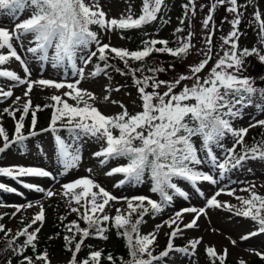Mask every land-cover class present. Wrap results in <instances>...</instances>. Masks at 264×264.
<instances>
[{"label":"snow or ice","instance_id":"snow-or-ice-1","mask_svg":"<svg viewBox=\"0 0 264 264\" xmlns=\"http://www.w3.org/2000/svg\"><path fill=\"white\" fill-rule=\"evenodd\" d=\"M224 5H227L225 8L227 12L234 14V18L229 21L231 31L221 38L223 55L216 53L218 58L208 75L202 78L199 74L213 59L212 31H209L206 37L207 50L203 53L204 58L195 65H190L186 74L178 75L173 81H165L158 78L159 74L169 69L174 70V64L167 67L146 66L143 62L152 53H166L177 59L188 55L192 48V33L189 32L186 37L180 38L175 48L168 46V40L150 38L141 42V48L128 50L112 46L110 42H103L98 33L90 28L92 25H97L105 35L115 31L139 29L158 19V15L165 7V0H142L140 15H134L129 5L127 13L121 14L118 18L109 17L104 11L102 0H0V13H6L9 16L15 17L26 8L33 9L27 19L15 23L11 29L0 26V79L11 82L7 90L0 87V102L13 97L14 87L26 85L23 93L25 102L20 105L22 97L17 96L12 105L4 108L3 113H0V116L7 114L15 121L11 136L0 125V142H2L0 155L13 148L21 153L26 152L29 150L26 142L30 138L37 137L41 132H50L55 134L52 151L56 162L63 168V171L59 173L63 176L77 168L82 160L80 149L82 137L102 140L104 146L93 153L94 157L102 158L100 159L102 165L121 158L127 160L126 164L117 163L105 173L109 177L122 175L123 178L114 186L142 184L145 173H148L151 180L150 192L159 197L158 200L144 195L117 197L90 177L65 182L61 184L60 192L46 190L24 178L55 180L56 175L52 170L38 166H0V177L16 181L23 188L44 193L48 198L62 194L70 204L75 203L76 206L70 207V211L76 213L78 219L64 226L69 233L63 237L65 247L72 253L68 264H101L103 255L101 250L90 251L83 260L78 259V253L84 241L91 236L107 240L106 233L109 231V225L116 229L117 235L126 241L131 259L122 264H158L172 251L185 254L191 251L194 254L202 243V237L189 240L187 246L183 248L175 247L174 240L182 235L185 229L198 228L199 219L207 216V210L213 208H228L236 216L249 218L255 222V230L243 235L242 240L264 233V196L253 191L255 185L241 189V191H247L249 197H236L240 201V207L217 199L224 191L223 189L208 196L198 186L203 182L211 185L218 183L210 174L211 169L201 170L206 162L211 164L212 168L218 169L220 177L223 178L232 169L242 167L247 160H264V143L247 147L244 144V137L248 129H237L232 123L241 115V108L252 104V97L256 94H259L262 101L257 107L264 111V89H257L251 77L242 75L246 67L245 59L248 56L256 55L259 61L264 63V54H261L257 48H239L238 40L241 33L238 26L243 13L240 11L242 6L238 0H214L202 22L203 27H209L213 21V12ZM253 16L258 23L261 42L264 43L262 14L255 11ZM180 23L183 24L184 20L182 19ZM183 31L181 27L175 29V33ZM29 35L32 37L29 41L31 46L25 49L26 53L31 54L41 64L50 62L53 68H71V74L78 76L79 79L72 82H56L51 79L31 80L28 61L19 54L16 46L18 44L20 48H23L24 38ZM223 45L228 47L223 48ZM50 50L51 55H49ZM93 58L98 63L95 64L94 70L88 73V77L92 78L109 75L108 70L113 67L109 63L110 59L119 60L124 64V69L116 68L115 71L125 76L131 74L141 100V111L129 114L125 105L118 101H111L122 111L107 116L90 103L97 97L79 85L86 78L85 68L93 62ZM13 59L23 67V77L14 70L3 67ZM77 61L84 67H79ZM130 61L141 62V66L132 68ZM145 71L150 75H143ZM137 73L141 75L137 76ZM185 81H191L190 86L184 84L181 90L176 92L175 89ZM34 85L57 90L66 88L68 91H65L63 96L75 102V104L69 103L60 95L51 96L50 100L53 103L43 106V108H52L50 121L48 127L40 129L39 132L36 130L37 112L43 108L40 105L33 107L31 100L27 99ZM162 86L166 88L163 93L159 91ZM105 91H108L107 87ZM103 99L109 101L110 96L105 95ZM17 105L19 106L16 107ZM17 113H19L18 118ZM29 113L31 122L25 132V119ZM257 125L264 126V120H259L249 127ZM61 129L68 131L67 140L58 134ZM114 130L118 132V135L114 134ZM228 135L234 137L235 142L230 148L225 149V155L221 159L215 154L213 146L224 148L222 141ZM197 137L201 140L199 147L194 140ZM237 145L241 146L239 153L236 151ZM201 152L204 153L203 157L200 155ZM87 171L91 173L92 170ZM177 180L188 182L191 189L203 197L204 206L182 207L162 224L156 225L153 231L142 234L140 226L146 223L145 216L160 214L165 207L172 205L174 197L189 199V192L182 190L175 182ZM0 190L22 194L17 188L3 182H0ZM227 194L232 196L235 190H230ZM120 201L126 203V209L115 208V215H111L110 202ZM32 206V203L16 206V211H21L22 207ZM185 214H191V220L186 222ZM133 216L136 217L134 221ZM81 220L86 227L81 228L79 223ZM44 221L45 211L43 206H40L39 212L34 215L31 222L17 230L9 239V247H12L19 237H25L23 245L14 248L13 251L23 254L24 249L30 247L34 253V256L24 255L20 264H38L41 261L44 264H50L48 253L37 251L36 241L41 228L33 229V225L38 223L42 225ZM163 226H167L171 231L167 233L169 239L165 250L156 256L153 255L152 249L157 241L156 232ZM29 229L33 230L29 231ZM0 232L9 236L11 230H5L0 224ZM232 243L235 245L236 241L233 240ZM205 252L210 258V264H216L217 261L219 264H225L228 254L226 248L222 253H218L214 246H206ZM256 255L264 258V254L260 252H256ZM104 258L110 264H115L111 254ZM240 264H244V261L241 260Z\"/></svg>","mask_w":264,"mask_h":264},{"label":"rangeland","instance_id":"rangeland-1","mask_svg":"<svg viewBox=\"0 0 264 264\" xmlns=\"http://www.w3.org/2000/svg\"><path fill=\"white\" fill-rule=\"evenodd\" d=\"M188 3L189 7L186 8L182 15L183 4ZM214 0H165V7L162 12L158 15V19L150 24H146L139 29H130L123 31H115L108 35H105L103 30H101L97 25L90 26L92 31H95L100 36L103 42H110L112 46L125 48V49H136L142 47V41L156 38L165 39L169 42L177 39L179 33H175V29L181 26L180 21L183 19L185 21L184 26V37L190 32L192 33L191 43L192 48L188 55L177 59V60H167V61H157L152 60L150 66H162L167 67L168 65L174 64L175 68L169 69L168 71L159 74L158 78L165 81H173L178 75L186 74L187 69L190 65H195L200 60L204 58L203 53L207 50L206 37L209 31L213 32L212 36V51L213 59L209 61L206 68L199 74L202 78L208 75L209 70L218 58L216 53L220 56L223 55L222 51V37L226 36L231 31V21L234 18V14L229 13L225 10L227 5L218 7L213 12V21L209 24L208 28L203 27V20L209 12ZM104 11L108 13L109 17H119L121 14H126L129 5H131L134 15H140V10L142 7V0H102ZM238 3L242 6L240 11L243 13L241 17V23L238 26L241 33L238 45L240 49L254 48V42L256 41V47L259 49L261 54H264V43L261 42V37L259 35L258 23L255 21L253 13L259 11L262 14V19H264V0H238ZM33 9L26 8L22 13L17 16H9L6 13H0V26L11 29L15 23H19L24 19H27ZM165 21H168L165 23ZM214 26V27H213ZM143 35L146 38L143 39ZM254 38V40H253ZM32 39L31 35L24 38L23 48H20L16 44L19 54L28 61V66L31 70V80L39 79H51L56 82H72L75 79H79L78 76H73L71 68H53L51 63L41 64L36 61L31 54L26 53L25 49L29 46V41ZM159 46V45H157ZM227 45H223V48H227ZM94 50V45L92 46ZM52 54L50 50L49 55ZM247 60L245 59V62ZM96 59L93 58V62L86 66L85 75L86 78L82 80L79 87L92 92L97 99L95 101H90L95 107H97L104 115L111 116L122 111V109L112 104L111 101H118L126 106L129 114H136L141 111V100L138 96L135 85L130 84L125 77L119 74L110 72L108 76H98V77H88V73L94 70ZM79 67H84L77 61ZM246 65V64H245ZM5 69L14 70L21 77L24 76L23 67L19 62L14 59L3 66ZM246 70V67H245ZM242 73L243 76H248V72ZM138 75V74H136ZM141 75V73H139ZM143 75H150L149 72L145 71ZM11 82L0 79V87L5 90L8 89ZM184 84H191V81L182 82V84L175 89L179 92ZM107 87L108 91H105ZM119 88V91L114 89ZM26 89V85L16 86L12 90L14 92L13 97L0 102V113H3V109L12 105L13 100L17 96L22 97L20 105L25 102L23 98V93ZM68 91V89L57 90L51 87H45L40 85H34L33 90L29 94L27 99H30L32 106L40 105L42 108L44 105H50L53 102L50 97L53 95H60L63 99L67 100L69 103L75 104L74 101L68 97H64L63 93ZM151 91V89H148ZM159 91L163 93L166 88L162 86ZM105 95L110 96L109 101H105L103 97ZM261 98L258 95L252 97V104L241 108V115L232 121L233 125L239 128L248 129L246 136L244 137V144L247 147H252L254 144L264 143V126L249 127L250 125L256 124L259 120H264V111H261L257 107L261 103ZM17 105L16 107H18ZM82 106V105H81ZM52 113V108H43V110L37 112V128L39 132L40 129L47 128L50 117ZM19 113H17V118ZM31 115L25 119V132H27V126L30 125ZM15 121L9 117L7 114L0 116V125H2L7 133L11 136L14 131ZM262 130L259 134L253 137L257 130ZM62 138L68 139L69 133L65 129H61L58 133ZM114 134L118 135V132L114 130ZM55 134L50 132H41L37 137L30 138L26 144L29 145V150L21 153L16 148L5 154L0 155V166H10V165H25V166H38L43 167L48 170H52L56 179L51 178H24L31 183L38 185L46 190H53L60 192L61 184L65 182L73 181L81 177H90L96 182L100 183L106 190H108L112 195L117 197H133L137 195L150 196L154 200H158L157 194L150 192L151 180L148 173H145L144 182L139 185L125 184L120 187H115L114 185L122 179V175L107 176L105 173L118 164H126L127 160L121 158L118 161H109L107 164L102 165L100 159L93 156L94 152H97L104 146V142L97 141L94 138L82 137L80 140V149L82 160L79 166L75 169L69 171L67 175L61 176L59 173L63 171L60 164L56 162V158L53 155V144H54ZM196 145L199 147L201 144L200 138H194ZM235 142V138L228 135L222 141L224 148L214 147L215 154L221 159L225 155V149L230 148ZM2 143V142H0ZM237 153L241 151V146L237 145ZM47 155H46V154ZM200 155L203 157L204 153L201 152ZM91 169V173L87 170ZM211 169L210 174L218 181L216 185H211L207 182H203L198 185L202 188L203 192L211 196L215 192L223 189L224 191L217 199L221 202H227L230 205L240 207V201L236 197L248 198L249 193L247 191H241V189H246L255 185L253 191L258 195L264 196V160L254 159L247 160L243 163L242 167L232 169L227 172L223 178L219 175V170L212 168L211 164L207 163L201 167V170L208 171ZM58 170V171H57ZM0 182L5 183L8 186L15 187L18 189L21 195L16 193H8L0 190V224H2L5 230L10 229L11 235L14 236L17 230H20L29 224L36 213L39 212L40 206H43L45 211V221L44 223L33 225L35 227H40L41 230L38 233V240L36 241L37 246L41 243L53 242L52 252L48 254L50 264H68L71 259L72 254H68L66 251L65 242L63 237L69 233L65 230V225L73 220H77V214L70 211V207H75V203H69V200L65 198L62 194H58L55 197L48 198L44 193H38L26 188L21 187L16 181L9 178L0 177ZM182 190L189 192V199L185 200L182 197H174V201L171 206L165 207L164 210L158 215H148L144 219L145 224L140 226L142 234L153 231L156 225L162 224L164 220L173 216L174 213L180 210L182 207L204 206L205 201L198 193H195L191 189L190 185L186 181H175ZM235 190V194L230 196L227 194L228 191ZM28 203H32L33 206L22 207L21 211H16V206H24ZM112 208L109 209L111 215H115V208L126 209L127 205L125 202H110ZM15 213V215H13ZM63 218V219H62ZM191 214H185L184 220L187 222L191 220ZM80 226L86 227L84 222L79 221ZM198 228L185 229L182 235L178 236L174 240V244L181 242H188L194 238L202 237V243L197 247L195 253L191 251L188 254L179 251H172L170 254L159 261L158 264L167 262V264H210V261L206 258L205 248L206 246H214L218 253H222L226 248L228 254L226 259L234 263L240 264V261H244L247 264L254 259H262L261 256H257L256 252L264 254V233L258 234L247 240H242L241 237L253 230H255L256 225L249 218H244L242 216H236L234 212H230L228 208L220 209H209L207 210V216L201 217L198 221ZM33 229H29L32 231ZM215 229V231H214ZM171 230L167 226L159 228L156 232L157 241L154 246L159 248H166L168 243V235ZM108 236L107 240L99 239L90 248V251L101 250L102 259L104 258L105 250L107 248H115L112 241V231L109 225V231L106 233ZM77 239L79 237L77 236ZM92 239L91 237L87 238ZM25 237H20V243L24 242ZM235 240L236 244L233 245L232 241ZM17 243L13 244L12 247L16 246ZM187 246V243L184 247ZM11 248V247H9ZM42 248H46L43 246ZM183 248V247H182ZM24 250L31 251L30 247ZM238 250L239 252H237ZM232 257L238 258L237 260L232 259ZM79 260H83V257H78ZM101 259V261H102ZM1 264V260H0ZM8 264H16L14 261H10ZM41 264H44L41 261Z\"/></svg>","mask_w":264,"mask_h":264},{"label":"trees","instance_id":"trees-1","mask_svg":"<svg viewBox=\"0 0 264 264\" xmlns=\"http://www.w3.org/2000/svg\"><path fill=\"white\" fill-rule=\"evenodd\" d=\"M187 5V7H186ZM189 5L188 3L185 2V4H183V9H182V15L185 12L186 8H188ZM184 26H185V21L183 24H181V28H183L184 30ZM184 37V32H181L178 34L177 39L174 41L169 42V47H177L180 38ZM146 38V36L143 35V39ZM254 40V38H253ZM255 41V40H254ZM159 47V46H157ZM254 48L256 47V41L254 42ZM138 48L134 49L137 50ZM258 49V48H257ZM128 50H132V49H128ZM259 50V49H258ZM155 59L157 61L163 62V61H167V60H177V58L172 57L169 54H160V53H152L149 57H147L145 59V61L143 62L144 65L146 66H150L152 63V60ZM246 72H248V77H251L253 80V84L254 87H256L257 89H264V63L260 62L259 59L257 58L256 55H251L248 56L246 58ZM98 63V61L96 60L95 64ZM109 63L111 65H113V67L111 69H109L110 72L115 73V74H119L120 73L116 72L115 69L116 68H120V69H124V64L122 62H120L119 60H109ZM131 64L132 68H137L141 66V62H129ZM139 76V73H137ZM122 77H125L128 82H131L130 84H132V76L131 74L125 76V75H121ZM259 96V94H256ZM264 130V129H263ZM67 131V130H66ZM262 130H257L253 137H257L255 135L259 134ZM139 142H137L138 144ZM151 182V181H150ZM151 216V215H150ZM135 216L132 217L133 221L135 220ZM82 228V227H81ZM111 228V227H110ZM112 231V241L115 245V248H107L104 252L105 256L107 257L109 254L112 255V257L114 258L115 264H122V262H127L131 259L130 255H129V251L128 248L126 247V241L124 238L119 237L117 235L116 229L111 228ZM11 234L9 236H5L4 232H0V260H1V264H8L10 261H14L16 264H20V261L23 259L24 255L27 256H34L33 251H26L24 250L23 254H19L18 252H14L13 249L14 248H18L19 246L23 245V242L20 243V237L16 240L17 245L14 247L9 248V239L11 238ZM92 239H88L84 241V245L82 246L81 251L78 253V257H83L86 258L90 252V248L96 243V241L99 240V238L95 237V236H91ZM187 242H181L179 241L178 243L174 244L175 247L178 248H182L184 247V245ZM13 246V245H12ZM43 246H45L46 248H42ZM52 246H53V242H46L44 244H40L39 246H37V251L38 252H44L46 251L48 254L53 253L52 252ZM165 249L163 248H159L157 246H154L152 251H153V255L158 256L159 253L161 251H163ZM67 252H69L68 254H72L70 251L66 250ZM165 258V257H164ZM206 258L210 261V258L206 255ZM163 260V258H162ZM165 263V262H164ZM38 264H41V262H38ZM101 264H110V262L103 258L101 261ZM166 264V263H165ZM216 264H219V262L217 261ZM225 264H237L234 263L232 261H229L226 259ZM247 264H264V260L262 259H254L253 261L247 263Z\"/></svg>","mask_w":264,"mask_h":264},{"label":"bare ground","instance_id":"bare-ground-1","mask_svg":"<svg viewBox=\"0 0 264 264\" xmlns=\"http://www.w3.org/2000/svg\"><path fill=\"white\" fill-rule=\"evenodd\" d=\"M262 187H264V185H263ZM236 251L239 252L238 250H236ZM232 259L237 260L238 258H236V257H232ZM238 260H239V259H238Z\"/></svg>","mask_w":264,"mask_h":264}]
</instances>
